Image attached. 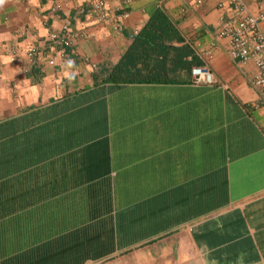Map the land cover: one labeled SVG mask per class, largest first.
Instances as JSON below:
<instances>
[{"label":"crops","instance_id":"0c3cea01","mask_svg":"<svg viewBox=\"0 0 264 264\" xmlns=\"http://www.w3.org/2000/svg\"><path fill=\"white\" fill-rule=\"evenodd\" d=\"M94 1L0 3V264H264V103L216 35L255 3Z\"/></svg>","mask_w":264,"mask_h":264},{"label":"built area","instance_id":"2783aa9c","mask_svg":"<svg viewBox=\"0 0 264 264\" xmlns=\"http://www.w3.org/2000/svg\"><path fill=\"white\" fill-rule=\"evenodd\" d=\"M235 1V0H234ZM255 3L253 13H239L236 16L222 20L216 35L226 39L227 56L236 61H250L255 69L250 83L256 91L258 99L264 103V36L260 31V24L264 23V0H251ZM235 6L242 10L235 1ZM92 8L102 9L104 2L95 0ZM51 40L58 38L62 43H67L63 32L58 36L52 34ZM191 82L198 85H209L212 83L210 70L205 65L193 66L189 70Z\"/></svg>","mask_w":264,"mask_h":264},{"label":"trees","instance_id":"16d2710c","mask_svg":"<svg viewBox=\"0 0 264 264\" xmlns=\"http://www.w3.org/2000/svg\"><path fill=\"white\" fill-rule=\"evenodd\" d=\"M164 24H168L165 17L160 13L156 12L153 14L149 22L145 25V27L138 32L136 37L133 39V47L129 48V52L123 57V63L117 65L115 67V70L113 69L109 76L107 77L110 81H132L134 77L131 76L128 71H125V76L123 78H119L120 75L123 73V69L120 67L125 68L126 66L133 65V61H135L137 58L140 62H142V59H146L147 56L154 52L157 54V49L160 50L159 45L157 44V38L158 36L155 35V32L160 33V28L162 26H165ZM150 27L153 28V31H150ZM138 46V57L134 53V50ZM144 50V51H143ZM140 56V57H139ZM160 67L159 64L155 63L154 68ZM122 69V70H121ZM136 79V78H135ZM139 80V79H136Z\"/></svg>","mask_w":264,"mask_h":264},{"label":"clouds","instance_id":"9594fccd","mask_svg":"<svg viewBox=\"0 0 264 264\" xmlns=\"http://www.w3.org/2000/svg\"><path fill=\"white\" fill-rule=\"evenodd\" d=\"M0 3H3V0H0Z\"/></svg>","mask_w":264,"mask_h":264}]
</instances>
